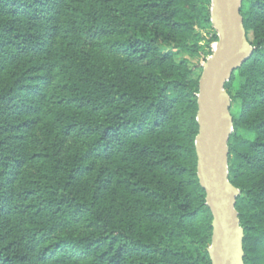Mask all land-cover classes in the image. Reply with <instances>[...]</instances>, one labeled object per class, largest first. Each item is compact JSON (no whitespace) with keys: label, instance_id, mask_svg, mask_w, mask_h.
Returning <instances> with one entry per match:
<instances>
[{"label":"trees","instance_id":"1","mask_svg":"<svg viewBox=\"0 0 264 264\" xmlns=\"http://www.w3.org/2000/svg\"><path fill=\"white\" fill-rule=\"evenodd\" d=\"M212 0H0V264H210L196 174ZM225 90L244 264H264V0ZM202 42H205L203 45Z\"/></svg>","mask_w":264,"mask_h":264},{"label":"water","instance_id":"2","mask_svg":"<svg viewBox=\"0 0 264 264\" xmlns=\"http://www.w3.org/2000/svg\"><path fill=\"white\" fill-rule=\"evenodd\" d=\"M243 0H212L211 22L217 32L213 54L202 64L198 83L196 174L210 210V264H244V232L235 209L239 190L228 178V142L233 131L225 90L234 70L252 55L240 8Z\"/></svg>","mask_w":264,"mask_h":264},{"label":"rangeland","instance_id":"3","mask_svg":"<svg viewBox=\"0 0 264 264\" xmlns=\"http://www.w3.org/2000/svg\"><path fill=\"white\" fill-rule=\"evenodd\" d=\"M202 44L204 45L205 44V42H202ZM214 44H212V49L214 48ZM200 63H201V65L204 63L203 61H200Z\"/></svg>","mask_w":264,"mask_h":264}]
</instances>
